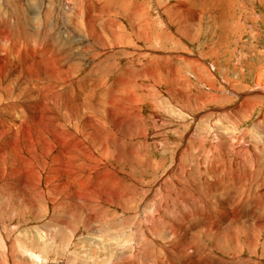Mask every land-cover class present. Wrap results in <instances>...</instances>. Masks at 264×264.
Masks as SVG:
<instances>
[{
    "label": "bare ground",
    "instance_id": "bare-ground-1",
    "mask_svg": "<svg viewBox=\"0 0 264 264\" xmlns=\"http://www.w3.org/2000/svg\"><path fill=\"white\" fill-rule=\"evenodd\" d=\"M106 1L112 3L103 5L92 0L91 5L83 2L77 10L75 8L76 12L71 8L70 15H75L80 21L68 18L67 23L63 18L64 5L60 3V18L57 17L56 28L54 27V30L60 31L51 33L54 31L44 30L33 35L30 33L32 38L41 44V49L37 50L17 41L13 31L11 32L10 19L4 18L5 2L0 3V190L5 196L13 198H23V194H18V191H31L29 197L26 195L25 206L36 205L42 199L46 201V193L62 196L66 191L65 197L49 198L47 203L54 208L53 203L57 202L56 205L61 210L69 207L68 211H64L69 219L65 214L54 213L43 225H35L22 233L20 231L18 235L21 236V242L12 240L17 245L16 248L13 244V253L21 252L22 259L23 255L28 254L39 255L37 258L41 260H44L41 257H48L51 261V257L55 258L57 255L53 251L64 249L65 252L66 247L63 245L67 246L70 239H74L71 249L67 246V250L70 249L65 261L67 264H163V258L172 254H176L172 257L186 258L184 264H264V241L261 240V234L264 235V216H261L264 200L258 198L261 194L257 197L253 192L257 186L264 189V176L255 175V171H251L254 168L260 171V167L251 161L249 153L254 160L259 156L255 157L258 154L251 148L253 145L244 143L247 137L243 134L239 136L236 131L230 130L233 133L228 136L232 149L224 148L221 134L214 137L218 148L213 145L215 151L211 155L217 161L213 170L218 171L217 168L222 165L223 162L218 161V158H221L223 152L230 154V151L235 155L234 161L246 165L245 160L253 165V168L250 166L248 175H211L212 181L209 175H190V169L187 168L185 175L177 177L184 182L177 180L174 175H169L167 189L157 194L159 199H153L156 201L153 206L154 213L147 215L143 211L138 212L139 208L137 212H132L136 198L141 192L137 175L132 173L137 171L135 167L139 166V163L149 169L152 161L151 156H148L151 148L149 132H154L151 140L157 142L156 148L162 146L166 137L159 135L162 106L154 102L156 96L151 91L155 88L150 91L148 89L152 88L140 82L137 86L143 89V99L135 97L131 91L135 80H144L153 74L146 68L148 66L143 65L138 75H135V62L132 61L134 38L144 42L150 41L146 35L149 21L146 18L137 20L138 12L133 9L134 6H127V1ZM118 8L129 12L127 21L132 32L127 33L126 26L115 20ZM31 10L33 17L43 16L46 19L49 15V12L41 13L34 6ZM95 12H98V15ZM168 12L171 21L175 17L171 16L170 9ZM188 15L189 21L198 22L197 13ZM188 18L185 17L184 22L180 23L187 26ZM14 21L13 29L18 27ZM98 23L102 24L101 28ZM34 24L36 30L43 28L37 23ZM69 28H73L74 32ZM133 30L139 33V37L135 36L138 34ZM181 32H176L175 36L178 37ZM51 38L53 42H49ZM6 49H10L11 54L1 56V52ZM119 56L125 62L124 74L116 72V59ZM141 57L143 61L145 53H138V58ZM87 74L91 78H87ZM194 75L196 76L195 73ZM174 86L172 91L175 93L179 90L176 91L178 79L174 80ZM259 89H262L261 84ZM178 96L180 103L186 105L189 102L186 91H181ZM207 102L209 101L196 102L190 109ZM147 104L151 108L149 121L143 116L142 109ZM250 105L252 104L248 105L249 108L252 107ZM150 122L154 124L150 125ZM259 132L260 130L255 128L251 132L252 137ZM204 133L203 140H199L195 133H192L188 148L197 145L199 141V151L208 141L211 131L206 128ZM184 135H190L187 129ZM121 165H124L122 169ZM178 166L180 168L182 163ZM42 175H45L44 181H41ZM90 175L96 176L92 178ZM126 181H129V184H126ZM41 186H45L44 193L43 189H40ZM189 186H192L191 192ZM241 190L248 195L240 192ZM261 199H264V196ZM5 204L7 205V202ZM182 208V220L170 226L168 219L164 217L165 211H177ZM193 208L197 209L194 217ZM117 211H120V214H114ZM169 213L172 214L171 211ZM132 216L134 218L130 220ZM123 217L127 219L116 222L117 218ZM70 219H76L77 224L72 223ZM174 224L180 229L178 226L175 228ZM188 225H191V230ZM79 228L84 232L81 237L77 235L80 234ZM4 232L0 230V238H3L0 243L8 251V240L11 237H4ZM129 232L132 233L128 234ZM162 235L164 238H161ZM76 236L80 237L77 241ZM131 238L134 240H130ZM23 239L26 240L25 244ZM141 241L143 245L145 243V247L140 245L144 247L141 248L144 254L137 253V244ZM146 243L155 245L153 255L148 253ZM63 252L61 254H64ZM247 253L250 254L246 255ZM4 254L3 257L7 260L6 252Z\"/></svg>",
    "mask_w": 264,
    "mask_h": 264
},
{
    "label": "rangeland",
    "instance_id": "rangeland-1",
    "mask_svg": "<svg viewBox=\"0 0 264 264\" xmlns=\"http://www.w3.org/2000/svg\"><path fill=\"white\" fill-rule=\"evenodd\" d=\"M75 1H77L78 3ZM96 1L102 3L103 5H106L107 3L109 4L112 3L111 1H106V0H96ZM117 1H122L123 3L127 1L128 7L134 6L133 9H135V11L138 12V16L136 17L137 20L141 21V19L146 18V20L149 21V22L146 21L148 28L146 29V35L148 36V38H150V41L144 42L134 38V42L132 45V49H133L132 55L134 54L136 56L134 55L132 56V59L134 58L132 61L135 62V63L133 62L135 65L132 63V66L134 65L133 69L135 75H138L137 73L141 71L143 65L148 66L146 68H148L149 71L153 72L154 75L151 74L152 76L149 78L145 76L147 78H145L144 80L143 79L135 80L134 88H132L133 90L131 91L134 93L135 97L141 99L143 96H144L143 98H145V95L144 92H142L143 89L137 86L140 85V82L145 86L152 88V89H148L150 91L155 88L153 91H151V93L153 92V94L156 96L154 97V102L160 103V105L162 106V109L160 111L161 125L159 127V130L161 131H159V135L163 134L166 137L162 146L160 148H156L157 142L155 140H151V137L154 135V132L153 133L149 132L148 136L150 138L149 144L151 145V148L149 150L150 153H148V156H151L150 158L152 159V161L149 164V169H145L144 167H142L143 166L142 163L141 164L139 163V166L135 167L137 171L135 173L134 172L132 173V175H137V180H139V185H141L140 196L136 198L137 201L135 204V208L132 212H137L139 208L140 210L138 212L143 211V213L147 215L154 213L155 210L153 209V206L155 205L156 201H153V199L155 197H157L156 199H159L158 198L159 195L157 194L160 192H165V190L168 187L167 180L169 175H174V177L177 179L178 175H185L184 173L187 168L190 169V175H194V176L197 175V177H199L200 175H209L210 179H211V175H248L250 171L249 169L251 167L253 168V165H251L249 161L246 162L244 160V157L242 156L241 158L242 160H244L246 165L234 161L235 155H233V153L231 154L230 151H228V153L230 154L223 152L220 159L218 158V156H216L218 158V161H222L223 163L219 168H217L218 171L215 172L213 170L214 164L217 161L214 160L215 158H213L211 154L213 153V151H215L213 145H215L216 148H218V146L215 144L216 141L214 140V137H216V135H220V134L222 135L221 136L223 137L222 142L225 144L224 148L226 149L233 148L231 146L232 143L228 140V136L232 135L233 133L232 131H236L239 136H242L243 134L244 137H247V141H244V143L248 145H253L251 146V148L254 151H257L256 154H258L255 155V157L257 158V156H259L257 159L254 160V157H252L251 153H249L251 161L257 163L258 166L260 167V171L258 169L255 170V168L251 171L252 172L255 171L254 172V174L256 173L255 175L264 176V136H263L264 135V0H117ZM4 2H5L4 7L6 8V10L4 11V15H5L4 18L10 19L11 32L13 31V33L15 34L14 37L17 38V41L19 40L18 41L19 43L24 42V45L29 46L30 49L37 50V49H41V44L37 40L32 38L33 34L42 32L44 30H47L46 32L54 31L51 33H55V31L56 33H58L60 31L58 29L56 30L54 29L56 28V24H57V20H58L57 17H59L58 16L59 10L62 8L61 4L64 5L63 18L67 23L71 18H73V20L76 19L77 21H80L78 18H76L75 15L74 16L70 15L71 12L70 10L74 9V12H76L78 6L83 5L86 2H88V5H91L92 0H88V1L58 0L57 2H55V0H39V1L38 0H5V1L0 0V3H4ZM12 6L14 7L13 10H12L13 8ZM32 6L37 7V9L41 13L49 12V15L46 17V19H44L43 16L33 17L32 10L30 11V8ZM174 8L175 9L177 8L176 12ZM168 9H170L173 14V15L171 14V16L175 17L173 18L174 20L172 19L171 21H169L170 15L167 14L170 13L168 12ZM172 9H174L175 13L173 12ZM118 11H121V8L117 9L116 11L117 15L115 16L116 17L115 20L117 21V23L118 22H120L121 24L123 23L126 26L127 29L126 31L128 33L129 31H131V25L129 21H127V16L130 14H128L129 12L127 11L124 12L121 11L120 13ZM188 13L190 14L193 13V15H196L197 13L198 15L197 17L199 18L198 22L189 21ZM95 14L98 15V12H95ZM185 17L188 18L187 20L189 22L188 23L189 26L180 23V22H184ZM14 20L17 22L18 25V27L16 26L15 29H13L12 27V25L14 24L13 23ZM24 21L27 23H24ZM34 23L43 26V28L41 30H36L34 28L36 27ZM104 23H106L105 20ZM98 24H99L98 27L101 28L102 24L101 23ZM180 26L184 28L182 29ZM138 28L142 30L140 26H138ZM69 29L71 32H74L73 28H69ZM20 31L23 32L24 34H22ZM178 31L180 32L182 31V32L179 34L178 37H176L175 34H177L176 32ZM19 32L22 34V36ZM30 33L32 35H30ZM137 34L138 35L135 36L139 37L138 32ZM24 35H26L27 37ZM49 42H53V39L51 38ZM38 52H40V50ZM138 53H145L146 57L143 61L141 60L142 57L138 58ZM3 54L10 55L11 50L6 49L5 52H1V56H4ZM121 59H122L121 56H119L116 59L117 60L116 72L120 74H124L123 68L125 67V62L122 61ZM185 63L187 64V66ZM84 71L83 73H85ZM194 73L196 74V76L199 74L197 76L198 78H196ZM172 74H174L175 77H173ZM88 75L89 74L86 75L87 78L88 77L91 78L90 75L89 76ZM136 77L137 76H134V78ZM175 79H178V87H176V91L178 89L179 90L174 93L172 90L175 88L174 86ZM181 82L184 85L181 84ZM258 84L259 85L261 84L262 89H259ZM180 90L182 92L186 91L188 93L187 98L189 102L186 103V105L179 102L180 96H178V94H180L181 92ZM203 100H207L209 102L205 103L206 105L205 104H201L197 106L195 105L193 109H190L191 105H194V103ZM147 101L149 102V100ZM162 102H164L165 104H163ZM248 103L252 104L250 105L252 107L249 108ZM148 106L149 104L144 105L142 109H143V116L146 117L149 121L150 120L149 115H151L150 113L151 108H149ZM173 122L175 124H173ZM223 122L225 124H222ZM153 124L154 122L153 123L150 122V125ZM188 127L190 129H188ZM196 128L197 130H195ZM206 128H208L209 131H211V133H210V137H208V141L205 142V145H203L200 148V150L197 151V146L198 147L200 146L198 141L197 145L194 144L189 149L188 148L190 147L189 141L191 140L192 135L195 133L194 135H196L199 138V140H203V137H205L204 130ZM255 128H258L260 132L257 133L254 137H252L253 133L251 134V132ZM186 129L190 134L188 137L184 135ZM193 130L195 131L193 132ZM228 131L229 134H227ZM194 141L197 142L196 139ZM191 149L192 152H190ZM258 149H260L259 152ZM180 162L182 163V166L179 168L178 164ZM122 166L124 167V165L120 166L121 169L123 168ZM143 172L145 175L143 174ZM90 176L92 178H95L96 175H90ZM44 177L45 175H42L41 181H44ZM140 177L142 180L140 179ZM177 180L184 182L183 179H177ZM211 180L213 181V179ZM126 184H129V181H126ZM55 185L58 186L57 183H55ZM258 187L259 186L255 187L253 192L254 194H256L257 197L258 195L261 194L258 198L260 200H264L261 199V197L264 196V189H262L263 187H261L260 189ZM40 189H43V193H44L45 186H41ZM191 189L192 186H189L190 192ZM183 191L186 192L187 190H183ZM240 192L243 191L241 190ZM17 193L21 195L23 194L22 195L23 198H18L17 196L13 198L9 195L5 196L0 190V200H1L0 204L3 203L2 205H0V230L5 231L4 237L12 238L8 240L9 243L8 251H6V248L2 246V243H0V264H18V263L19 264H27V263L28 264H50V263L67 264L65 261L69 256L68 252H70L74 239H70V242L67 245L69 246L70 249L68 248L67 250V246L63 245L64 248L66 247L65 252H63L64 249L62 251L60 250L56 252L53 251L54 253H57V255L54 256L55 258L51 257V261L50 258L48 259V257L46 258L41 257L42 259H44L41 260L40 258L39 259L37 258L39 257V255L30 256L28 254H25V256L23 255L24 258L22 259L20 256L22 254L21 252L18 251L16 254L13 253V251H15L13 249V244L15 245L16 248L17 245L15 244L16 242L14 243L12 242V240L15 241L17 240V242H21L20 241L22 240L20 238L21 236L18 234L22 233L25 229H28L35 225H43L44 221L46 220L48 221V219H50L54 213L64 215L65 214L64 211H66V209L69 207H66L63 210H61L56 205L57 202L53 203L54 208L51 204H48L47 202L49 198L58 199L59 197H65L66 191L65 194L62 196H59L58 194L52 196L46 193L44 194L45 197L48 198L46 201H43L44 199H42L39 200V203H37L36 205H26V206H25L26 204L25 199H27V196L29 197L31 191H26L24 193L18 191ZM243 194L248 195V193L245 191L243 192ZM68 198L73 199V197H68ZM6 202L8 207L5 204ZM4 204L6 205V207L4 206ZM67 205H69V202L67 203ZM183 208L177 211L176 210L165 211L164 217H166V220L168 219L167 221L170 226L173 223H177V222L180 223V221L182 220L181 211L184 210ZM68 210L69 209H67V211ZM170 211L172 212V214L169 213ZM196 211L197 209L193 210L192 217L196 215ZM261 212H262L261 216H264L263 213L264 209ZM117 213L120 214V211H117L114 214ZM173 213L176 215H174ZM66 215L67 214H65L64 216L66 217ZM133 218L134 216H132L130 220H133ZM141 218L144 219L143 214H141ZM67 219H69L68 215H67ZM120 219L124 220L127 218L126 217L117 218L116 222H118L117 220ZM70 221L72 223L74 222L75 225L78 222L76 219H70ZM135 225H137V223H135ZM173 226L174 227L176 226L175 228H177L178 225L174 224ZM79 229H80V234L77 235L82 236L84 232H82L81 230L82 228ZM178 229H180V227ZM188 229L191 230V225H188ZM10 231H12L13 234ZM131 233L132 232H129L128 234ZM142 233L145 234V232ZM261 236H262L261 240L264 241V235L261 234ZM80 237L76 236L75 240L77 241V239ZM161 238H164V235H162ZM191 238L192 235L190 234V240ZM130 240H134V239L131 238ZM2 241L3 238H0V242ZM23 241H24L23 243L25 244L26 240L23 239ZM142 241L139 244H137V247L139 248L137 253L139 254H144L141 248L143 246L145 247V243L143 245ZM146 244L149 249L148 253H150V255L151 254L153 255L154 254L153 246L155 248V245L150 243H146ZM261 244L263 243L261 242ZM175 248H177L176 244H175ZM5 252L8 257L7 260L6 258L3 257L5 255L4 254ZM62 252L65 255L61 254ZM11 254H13L12 257L14 258L11 257ZM249 254L250 253H247L246 255ZM172 255H176V254H172ZM172 255L169 256L168 258L164 257L163 264H176V263L184 264L186 258L181 257L182 258L181 259L180 257L177 258V256L172 257ZM203 257H205V255H203ZM194 258L195 257L193 256L192 259Z\"/></svg>",
    "mask_w": 264,
    "mask_h": 264
}]
</instances>
